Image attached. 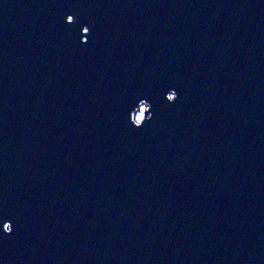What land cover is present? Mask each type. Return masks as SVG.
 <instances>
[{
	"label": "water",
	"instance_id": "water-1",
	"mask_svg": "<svg viewBox=\"0 0 264 264\" xmlns=\"http://www.w3.org/2000/svg\"><path fill=\"white\" fill-rule=\"evenodd\" d=\"M0 264H264V0H0Z\"/></svg>",
	"mask_w": 264,
	"mask_h": 264
},
{
	"label": "snow or ice",
	"instance_id": "snow-or-ice-1",
	"mask_svg": "<svg viewBox=\"0 0 264 264\" xmlns=\"http://www.w3.org/2000/svg\"><path fill=\"white\" fill-rule=\"evenodd\" d=\"M67 19L70 20V21H72V20L74 19V16H73V15L68 16ZM89 30H90L89 28H85V29H84V31H86V32L89 31ZM176 95H177L176 93H172V94L169 96V99H175V98H176ZM142 122H143V120L139 121L140 124H142ZM5 227L7 228L8 226L5 225Z\"/></svg>",
	"mask_w": 264,
	"mask_h": 264
},
{
	"label": "rangeland",
	"instance_id": "rangeland-1",
	"mask_svg": "<svg viewBox=\"0 0 264 264\" xmlns=\"http://www.w3.org/2000/svg\"><path fill=\"white\" fill-rule=\"evenodd\" d=\"M142 111H143V109L141 108L140 111H139V114L140 115H142V113H143Z\"/></svg>",
	"mask_w": 264,
	"mask_h": 264
}]
</instances>
